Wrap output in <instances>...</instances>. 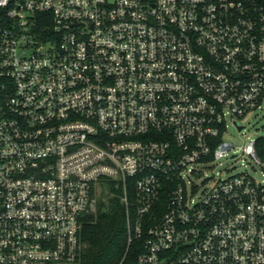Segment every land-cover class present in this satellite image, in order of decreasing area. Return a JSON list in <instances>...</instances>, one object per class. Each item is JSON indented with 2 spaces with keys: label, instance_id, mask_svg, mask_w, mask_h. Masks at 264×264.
Segmentation results:
<instances>
[{
  "label": "built area",
  "instance_id": "2783aa9c",
  "mask_svg": "<svg viewBox=\"0 0 264 264\" xmlns=\"http://www.w3.org/2000/svg\"><path fill=\"white\" fill-rule=\"evenodd\" d=\"M263 105L264 0H0V264L79 261L109 182L135 264H264V136L215 171Z\"/></svg>",
  "mask_w": 264,
  "mask_h": 264
},
{
  "label": "trees",
  "instance_id": "16d2710c",
  "mask_svg": "<svg viewBox=\"0 0 264 264\" xmlns=\"http://www.w3.org/2000/svg\"><path fill=\"white\" fill-rule=\"evenodd\" d=\"M109 192L84 217L81 258L73 264H135L144 240L129 244V227L122 188L108 183Z\"/></svg>",
  "mask_w": 264,
  "mask_h": 264
},
{
  "label": "rangeland",
  "instance_id": "374dc122",
  "mask_svg": "<svg viewBox=\"0 0 264 264\" xmlns=\"http://www.w3.org/2000/svg\"><path fill=\"white\" fill-rule=\"evenodd\" d=\"M239 122L245 126L243 132L234 125H230L227 132V138L233 141L235 149H238L239 157L237 159L231 158V156L223 157L217 162L215 171L224 170L229 175L245 172L255 176L258 167L248 155L243 154L241 147L247 135H251V137L264 136V105Z\"/></svg>",
  "mask_w": 264,
  "mask_h": 264
}]
</instances>
